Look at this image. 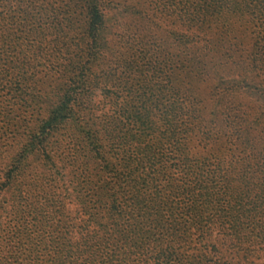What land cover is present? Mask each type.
<instances>
[{
  "label": "trees",
  "instance_id": "trees-1",
  "mask_svg": "<svg viewBox=\"0 0 264 264\" xmlns=\"http://www.w3.org/2000/svg\"><path fill=\"white\" fill-rule=\"evenodd\" d=\"M149 2L147 52H123L119 0H0V264H253L262 249L264 89L223 68H264V0Z\"/></svg>",
  "mask_w": 264,
  "mask_h": 264
},
{
  "label": "rangeland",
  "instance_id": "rangeland-1",
  "mask_svg": "<svg viewBox=\"0 0 264 264\" xmlns=\"http://www.w3.org/2000/svg\"><path fill=\"white\" fill-rule=\"evenodd\" d=\"M152 7L153 6L150 4L149 0H119L117 5L111 4L107 7L106 10L108 17H110L109 24L112 25L110 29L111 33L124 35V38L127 34H130L131 36L127 42H124L125 39H123L117 43L116 46H118V48L123 52H126L127 45L133 46L135 51L137 48L142 46L145 52H147V44L149 45L147 41L150 42L152 40L150 35L147 33V17L151 14L153 9ZM160 21H162V19H160ZM162 23L163 22H160V24ZM127 26L128 29L125 31L124 27L127 28ZM113 36H115V34ZM250 42V39L245 37L243 46H248ZM241 48L242 47H240V49ZM132 53L137 55L136 52H129L128 55L133 56ZM248 53L249 50L246 49L238 51L240 58L245 61L249 60ZM232 60H236V57H232L231 61ZM231 61L229 68H223L224 72H227L226 83L228 82L230 86H237L246 90L249 89L251 92L258 89H264V68H233L234 63ZM27 69L31 75L36 73L31 76L30 82L41 86L43 81H45L44 75L46 74L48 68L38 67ZM209 82L210 81L199 83L200 92L203 93L204 89L206 90ZM253 99L255 101L253 102L255 107H257L258 104L261 105V108L259 109L261 113H259L258 116L264 121V93L259 97L257 96V98L253 97ZM255 256L256 257H253V264H264V245Z\"/></svg>",
  "mask_w": 264,
  "mask_h": 264
}]
</instances>
